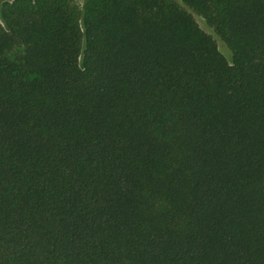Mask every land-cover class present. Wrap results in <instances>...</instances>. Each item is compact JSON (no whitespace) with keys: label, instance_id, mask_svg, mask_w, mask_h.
Listing matches in <instances>:
<instances>
[{"label":"trees","instance_id":"16d2710c","mask_svg":"<svg viewBox=\"0 0 264 264\" xmlns=\"http://www.w3.org/2000/svg\"><path fill=\"white\" fill-rule=\"evenodd\" d=\"M0 264H264V0H1Z\"/></svg>","mask_w":264,"mask_h":264},{"label":"rangeland","instance_id":"374dc122","mask_svg":"<svg viewBox=\"0 0 264 264\" xmlns=\"http://www.w3.org/2000/svg\"><path fill=\"white\" fill-rule=\"evenodd\" d=\"M1 1V0H0ZM85 0H73V3L79 7H82ZM193 18L195 22L198 24L200 29L205 32L207 35L212 37V39L215 41L216 46L220 54L224 56V58L227 60L229 64H231V54L229 50L226 48V46L216 37V35L213 33L212 29L209 28L203 19L193 14Z\"/></svg>","mask_w":264,"mask_h":264}]
</instances>
